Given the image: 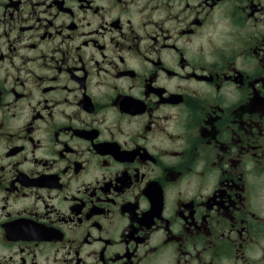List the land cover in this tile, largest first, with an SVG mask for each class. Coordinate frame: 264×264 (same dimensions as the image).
I'll use <instances>...</instances> for the list:
<instances>
[{"label":"flooded vegetation","instance_id":"1","mask_svg":"<svg viewBox=\"0 0 264 264\" xmlns=\"http://www.w3.org/2000/svg\"><path fill=\"white\" fill-rule=\"evenodd\" d=\"M0 264H264V0H0Z\"/></svg>","mask_w":264,"mask_h":264}]
</instances>
